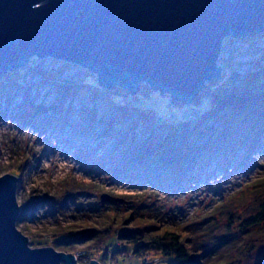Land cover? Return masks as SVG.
I'll return each mask as SVG.
<instances>
[{"label": "rangeland", "instance_id": "rangeland-1", "mask_svg": "<svg viewBox=\"0 0 264 264\" xmlns=\"http://www.w3.org/2000/svg\"><path fill=\"white\" fill-rule=\"evenodd\" d=\"M217 66L220 78L209 83L222 82L220 87L229 91L243 89L251 75L264 83L259 76L264 70V32L248 39H226ZM74 85L78 87L72 88ZM142 87L146 92L139 90L135 95L123 89H108L86 70L35 57L24 68L7 72L0 79V176L17 179L20 212L26 202L40 201L20 221L17 219L16 227L28 238V246L53 247L56 236L67 232L80 235L89 227L101 233L109 225L130 229L156 221L161 232L175 229L193 240L196 232L204 237L202 230L213 226L216 229L210 239L203 238L204 242L229 241L224 250L229 255L233 252L234 264H264V246L247 252L244 244L248 246V237L240 235L241 219L256 214L264 205V190L246 195L252 189L249 184H264V132L250 144L243 142L229 156L224 153L207 165L196 166L192 180L177 185L162 184L160 180L119 181L111 175L109 170L119 163V152L126 148L138 152L150 146L162 153L166 151L163 144H168L174 150L185 135L175 123L194 121L210 105L203 96L189 105L172 103L169 95L144 84ZM65 88L72 91L67 96ZM116 89L119 91L115 94ZM35 113L40 114L32 123H25V117ZM220 117L205 120L188 143L197 141L201 133L206 140L212 131L219 130L224 121V116ZM109 121H114L111 132L98 138L106 132ZM167 158L159 156L156 160ZM71 179L86 188L61 206L64 181ZM103 194L111 198L102 208ZM238 194L231 215L216 210ZM106 238L108 259H103L102 251H93L92 255L79 257V264L90 260L100 264H176L174 255L153 252L145 258L125 259L116 251L114 229L106 233ZM124 250L133 255L134 247ZM78 253L83 252L72 251L73 255Z\"/></svg>", "mask_w": 264, "mask_h": 264}, {"label": "water", "instance_id": "water-1", "mask_svg": "<svg viewBox=\"0 0 264 264\" xmlns=\"http://www.w3.org/2000/svg\"><path fill=\"white\" fill-rule=\"evenodd\" d=\"M263 32L264 0H0V79L35 57L86 70L101 87L135 95L144 84L189 105L220 78L226 39ZM17 190L15 177L0 176V264H78L28 246Z\"/></svg>", "mask_w": 264, "mask_h": 264}, {"label": "trees", "instance_id": "trees-1", "mask_svg": "<svg viewBox=\"0 0 264 264\" xmlns=\"http://www.w3.org/2000/svg\"><path fill=\"white\" fill-rule=\"evenodd\" d=\"M259 76L264 78V70ZM258 80L255 75H251V79L247 82L248 85H244L243 89L232 91L223 87L221 88L222 82L207 83L205 89L202 91L203 93L193 103H197L200 100L199 98L203 96L210 104L209 107L202 114L198 115V118L194 121L181 120L175 123L178 129L185 131V135L179 146L174 150H170L168 144H163L166 151L162 153H157L156 148H150V146L141 148L138 152H131L126 148L124 151L119 152L122 157L119 163L114 165L109 172L119 181L142 180L157 182L160 180L162 184L173 183V185H177L186 182L187 179L192 180V172L196 166L207 165L209 161L214 160L215 157L224 155V153L225 156H229L232 150L240 147L247 141L249 144L250 142H254L256 135L264 132V83ZM71 87L77 88L78 86L74 85ZM67 88H70V86ZM67 88L63 91L65 96L72 92L67 90ZM143 88L145 87H142L140 90L145 93L147 89L144 90ZM76 91L74 89V94H76ZM117 91L119 90L116 89L114 93L116 94ZM120 96L122 95L120 94ZM126 96L129 95L126 94ZM123 102L127 103V100L124 99ZM39 114L35 113L32 116H26L25 123H32ZM221 114L224 116V121L219 130L217 129L218 131H212L206 140L202 139L203 134L201 133L198 136L196 135L197 141L194 140L195 142L188 143L191 134H197L195 132L196 129L206 122L205 120L213 117L221 118ZM113 123L114 121H109L106 132H101L98 138L109 134V131L111 132L113 128ZM90 128L94 129V127ZM121 144L122 142L116 146ZM166 155H168V158L165 161L156 160L157 157L161 156L163 158ZM19 169L22 170V168ZM249 185L252 189L247 191L246 195L253 194L261 189L264 190V184L261 182ZM62 188L64 192L62 194V204H60L61 206H66L67 201L77 197L86 187L71 179L64 181ZM238 196L240 194L231 197L228 199V203H223L216 210L220 211V213L225 212V214L230 213L231 215V212L234 211L232 205L239 200ZM39 203L40 201H37L35 204L26 202L21 207L18 221L21 220L22 215L30 213L32 208ZM231 218L229 217V222H231ZM143 225L131 227L130 229H127L123 225L120 229L114 228L112 225H106L107 227H104L101 233L95 227H89L90 230L80 235L71 232L62 233L56 236L53 247L57 251L66 253H72V251L77 250L83 252V256L91 254L90 252L93 251H102L101 255L106 260L108 259L107 250L104 249L107 243L106 233H110L114 229L116 243H119L116 251L121 253L126 251L124 250L125 247H134L133 257L145 258L148 253L153 252L163 256L174 255L176 264H234L231 260L233 252L230 251L231 255H229V251L227 249L224 250L225 245L229 241H220L216 244L207 243L208 241L204 242L203 238L207 236L210 239V236L216 229L213 226V228L209 227L202 230L205 233L204 237L196 232L193 240L183 237L175 229L161 232L160 226L156 227V221L150 222L146 226ZM240 229V235H247L248 237V246L246 243L244 244V247H247V252H251V249L264 246V205L259 206L256 214L247 216L243 220L241 219ZM251 231H253L252 234H248ZM190 235L192 236L191 233ZM60 244L64 247H59ZM209 244L214 246H210Z\"/></svg>", "mask_w": 264, "mask_h": 264}, {"label": "built area", "instance_id": "built-area-1", "mask_svg": "<svg viewBox=\"0 0 264 264\" xmlns=\"http://www.w3.org/2000/svg\"><path fill=\"white\" fill-rule=\"evenodd\" d=\"M117 247H119V243L117 242ZM121 254V256L123 257V258H133V255H129L128 253H126V252H121L120 253ZM84 255V253H78L77 255L75 254L74 255V259H75V261L79 264V262H78V258L79 257H82ZM88 260H89V257L87 258ZM90 261H92V260H90ZM89 263V262H88ZM107 264V263H106Z\"/></svg>", "mask_w": 264, "mask_h": 264}]
</instances>
